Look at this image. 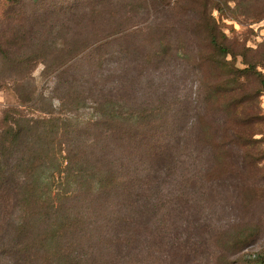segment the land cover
Listing matches in <instances>:
<instances>
[{"label": "trees", "instance_id": "obj_1", "mask_svg": "<svg viewBox=\"0 0 264 264\" xmlns=\"http://www.w3.org/2000/svg\"><path fill=\"white\" fill-rule=\"evenodd\" d=\"M132 1L60 10L47 37L22 40L25 56L9 50L17 37L0 44V88L16 99L0 117V264H176L173 221L194 195L216 196L235 157L261 173L263 116L244 106L264 87V54L237 48L225 20L263 19L264 0ZM170 64L197 76L195 120L175 94L138 96L141 77ZM239 191L245 206L264 195ZM260 229L217 231L211 255L264 264V249L241 254Z\"/></svg>", "mask_w": 264, "mask_h": 264}, {"label": "rangeland", "instance_id": "obj_2", "mask_svg": "<svg viewBox=\"0 0 264 264\" xmlns=\"http://www.w3.org/2000/svg\"><path fill=\"white\" fill-rule=\"evenodd\" d=\"M128 0H0V44L9 43L17 37L18 43L10 51H15L18 55H28V42H37L48 36L45 34L43 23L48 22V18L55 20L60 10L64 9H91L101 7L107 3L112 10L121 9ZM131 0V4H132ZM133 5H138L135 2ZM137 19H129L135 21ZM118 22L119 19H114ZM230 26L226 33L232 43L237 47H249L250 53L257 56L264 54V18L259 21L225 20ZM28 40L24 45L22 40ZM15 42V41H14ZM21 47V48H18ZM8 50V48H7ZM1 53V52H0ZM237 66L242 68L240 58ZM264 76V61L258 67ZM6 70V69H5ZM42 65H38L31 73L34 76L35 84L42 86L44 79L41 78ZM29 73V76L31 75ZM28 79V76L26 77ZM197 76L193 72L186 70L181 64H170L154 72L142 76L138 85V96L148 98V93H168L167 96L175 94L188 102L187 120H195L197 108H200L197 94ZM51 83H48L50 86ZM251 86H256L250 84ZM15 96L10 92L8 85L0 88V117L5 107L15 104ZM244 108L252 113L263 116L260 123H254L253 129L258 133L254 138L261 140L260 146L264 149V87L260 96L245 104ZM234 158V156H233ZM237 171L235 177L227 178L223 184L218 186L216 196L205 198L194 195L189 202L188 210L182 214H177L173 221V232L180 237L181 244H185L186 253L177 256L176 264H225L219 262L216 256L213 257L212 236L223 228L238 223L251 222L261 227L255 240L248 247L244 248L241 254H252L264 249V195L252 201L249 206H245L240 198V188L242 186L261 187L264 194V159L258 162L261 173L251 177L250 173L240 168L238 158L235 157ZM234 162V163H235ZM241 173H244L245 178ZM238 187H240L238 189ZM191 204V206H190ZM179 242V240H177ZM218 253V252H217ZM216 253V254H217ZM187 256V258H186ZM236 255L227 254L229 260H233Z\"/></svg>", "mask_w": 264, "mask_h": 264}]
</instances>
